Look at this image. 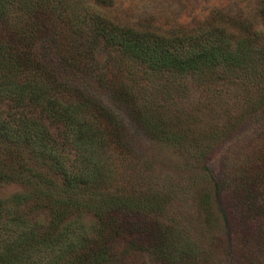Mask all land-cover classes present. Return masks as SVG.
I'll list each match as a JSON object with an SVG mask.
<instances>
[{
    "label": "trees",
    "instance_id": "1",
    "mask_svg": "<svg viewBox=\"0 0 264 264\" xmlns=\"http://www.w3.org/2000/svg\"><path fill=\"white\" fill-rule=\"evenodd\" d=\"M111 4L0 0V103L7 106L0 110V187L22 188L0 197V264H142L146 257L152 264H213L188 229L166 217L184 189L151 178L127 149L111 105L60 72L103 86L150 140L183 144L181 153L207 186L196 195L204 222L214 209L226 226L217 185L200 165L204 147L185 146L182 134L164 130L97 55L116 50L155 73L229 77L243 87L247 116L264 115V0L251 19L217 9L202 21L164 28L149 18L112 17ZM256 154L240 175L247 210L264 193V142Z\"/></svg>",
    "mask_w": 264,
    "mask_h": 264
},
{
    "label": "rangeland",
    "instance_id": "2",
    "mask_svg": "<svg viewBox=\"0 0 264 264\" xmlns=\"http://www.w3.org/2000/svg\"><path fill=\"white\" fill-rule=\"evenodd\" d=\"M111 1L107 10L112 17L130 21L149 18L163 28L202 21L217 9L251 19L257 5V0ZM97 58L109 76L127 84L136 100L142 99L141 104L152 117L161 120L164 130L182 134L185 146H202L206 151L200 165L208 168L211 181L217 185L215 202L226 217V226L215 221L214 209L207 224L204 222L206 216L198 206L196 195L207 186L198 181V165L188 162L181 153L183 144L150 140L127 106L113 102L103 86L68 69L60 72L63 79L80 84L90 95L111 105L122 120V136L127 149L134 158L144 162L151 178L165 186L176 185L184 189L178 192L179 198L172 203L166 217L186 227L200 243L202 251L211 254L209 258L213 264H264V193L256 197L253 210H247L240 198V175L257 159L256 151L264 142V115L247 116L243 87L227 82L231 80L229 77L219 81L200 75L155 73L116 50L101 51ZM6 109L7 106L0 103V110ZM44 123L51 136L58 140L55 126L47 121ZM192 180H195L194 185L190 184ZM257 185L260 191L259 183ZM19 191H22L19 185L6 184L0 187V197ZM249 225L260 232V236H251ZM142 264H152V261L146 257Z\"/></svg>",
    "mask_w": 264,
    "mask_h": 264
}]
</instances>
